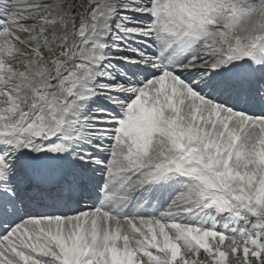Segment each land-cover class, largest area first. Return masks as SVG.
Instances as JSON below:
<instances>
[{"label": "snow or ice", "instance_id": "obj_1", "mask_svg": "<svg viewBox=\"0 0 264 264\" xmlns=\"http://www.w3.org/2000/svg\"><path fill=\"white\" fill-rule=\"evenodd\" d=\"M0 264H264V0H0Z\"/></svg>", "mask_w": 264, "mask_h": 264}]
</instances>
